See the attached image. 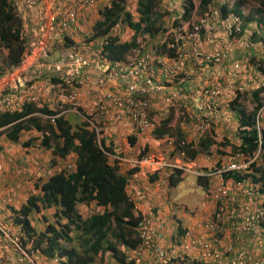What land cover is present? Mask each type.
Wrapping results in <instances>:
<instances>
[{
	"label": "built area",
	"instance_id": "1",
	"mask_svg": "<svg viewBox=\"0 0 264 264\" xmlns=\"http://www.w3.org/2000/svg\"><path fill=\"white\" fill-rule=\"evenodd\" d=\"M15 1L18 15L23 19L21 37L25 41L27 51L17 65L6 68L0 75V81L4 79V75L11 76V82H6L0 88V112L16 111L23 103L33 102L41 105L38 96L31 91L29 81H24L20 77L14 79L12 76L14 71L20 73L30 67L46 68L49 73L61 78L69 86L74 83L79 85L95 83L96 86L106 87L109 78L100 74L108 72L110 74L112 70L118 75L119 80L115 78L118 85L101 92L100 89L98 91L100 100L89 110L98 144L101 137L98 124H104L102 122L108 111L106 102L116 106L114 116L122 125L130 122L143 133L154 128L150 112L160 106L164 109L171 107L178 115H182L180 121L182 128L184 123L188 122V118L198 120L196 125L198 132L209 127L207 117L218 112L219 105L215 99L218 94L217 85L201 82L202 72L209 67L206 64L199 68L198 63H192L190 57H201L205 63L211 62L214 66L220 63L225 54L216 38L219 34L227 38L231 33L237 32L238 16L231 15L213 21L212 16L205 15L198 23L189 25L188 29H185V24L174 28V33L172 37L170 36L173 40L164 38L157 42L152 40L150 34H143L137 39L129 56L114 63L109 62L101 51L93 52V57L87 58L75 48L62 52L58 60L44 62L42 59L48 57L51 42L65 35L75 39L76 35L83 31H80L81 15L85 11L96 12L99 0ZM201 32L205 33L203 38L200 36ZM179 39L183 47L175 46ZM202 42L212 45L211 50L203 55L198 50ZM172 48L174 51H170ZM238 68L239 64L234 63L233 69ZM84 73L94 77L90 79ZM221 73V68L217 66L212 77L218 78ZM123 83L125 86L122 89L119 84ZM20 87L25 92L18 95L16 91L20 90ZM59 87L57 85L56 90L61 95L65 88ZM54 88L55 85L50 83L49 89ZM158 93L162 94L160 98L155 97ZM75 98L76 87L71 86L69 99L75 101ZM35 113L46 117L40 112ZM50 119L53 121L54 116H50ZM255 156L256 153L250 156L237 153L235 158L225 165L224 170L246 172ZM113 158L124 161L128 166L150 162L147 161L149 158H143L141 161L118 156ZM220 172L218 171L219 175ZM234 186L237 191L245 186L244 192L249 197L257 195L256 185L248 178L235 181ZM255 199L257 201V198ZM212 200L213 211L201 220L195 229H186L177 235L170 247L156 243L154 238L156 224L151 218L143 216L136 228L140 242L135 247L127 249V259L134 258L135 264H194L195 261L201 264H264V251L259 249L257 241L253 239L249 240V243L244 241L240 247L235 248L231 241L225 239V233L230 226L238 233L254 234L264 217V206L256 202L251 210L236 216L237 221L227 227L228 205L234 203L229 188L220 182L212 193ZM33 240V237H28L22 224L15 221L14 216L0 215V264H61L58 255L48 257L40 249L31 250Z\"/></svg>",
	"mask_w": 264,
	"mask_h": 264
},
{
	"label": "trees",
	"instance_id": "2",
	"mask_svg": "<svg viewBox=\"0 0 264 264\" xmlns=\"http://www.w3.org/2000/svg\"><path fill=\"white\" fill-rule=\"evenodd\" d=\"M158 1L137 0L136 10L139 16L137 20H134L132 14L126 10V0H109L100 9V16L92 26L91 37L95 42L92 44V51H101L105 58L114 63L123 60L136 45L137 33L156 35L157 32L167 29L169 24H166L167 21L163 19L169 13L166 10H156ZM256 2V6L250 10V13L247 12L244 15L245 0H224L219 5L220 14L225 16L231 12L242 16L244 24L254 21V30L249 35L256 34L257 40L264 45V0H256ZM180 4L182 11L179 17L172 19L173 27H176L179 21H189L194 7L198 14L192 21L198 23L200 17L197 16L206 9H212L213 0H199L197 6L194 5L193 0H181ZM18 14L15 0H0V75L6 68L17 65L27 51L25 41L21 37L23 19ZM119 23H126L133 30L129 41L120 42L116 35L110 34L111 29ZM173 33L172 29L171 37ZM101 40H103L102 45H100ZM170 40L173 39L170 38ZM176 45L182 46L180 39ZM249 60H255V63L258 60L256 68L264 75V57L254 59L250 56ZM42 61L47 62L48 58L45 57ZM58 79V82L62 81L61 78ZM250 95L253 100L250 111L238 106V95L230 102L237 119L234 131V138L238 139L237 145L229 143L225 135L219 136L216 132L212 133L211 137L180 144L181 130L177 126L176 128L167 127L166 120H160L159 125L154 128V137H174L175 147L183 151V157L187 160H192L201 154H208L212 144L219 148L222 145H228L230 151L236 150L250 156L258 148L264 149V111L260 109L264 103V81L253 88ZM35 112H41L46 117L40 119L33 114ZM50 116H54L53 121ZM28 130H35L41 134L39 145L51 150L52 163L56 156L66 158L71 153L76 154L73 169H63L51 175L41 184V194H31L18 209L14 210L16 220L23 223L27 232L34 233L29 219L32 210L56 206L53 213L54 223L47 224L44 231L37 233L34 247H41L43 251L50 254L57 252L63 256L62 264H90L95 255L99 256V264H113L108 263L110 258L118 263L125 262V247L133 248L140 242L136 228L142 215L135 209V204L126 190L128 175L137 172L139 166L129 168L126 175L122 174L115 163L109 162L104 152L105 149L112 153L113 144L110 143L103 149L102 145H105L103 133L100 146L96 132L88 121L74 127L63 114H59V111L45 104L37 106L30 102L16 111L0 112V134L17 142L21 132ZM31 140L33 137L23 141L22 145L28 146ZM128 140L132 145L135 143V138L132 136L128 137ZM144 155L145 150L140 149L137 157L141 159ZM218 166L219 161H216L215 168ZM248 168L249 172L224 171L222 178L223 180L231 178L236 181L249 177L256 185L257 196H263L264 203V167L256 165L253 160ZM156 177V171L149 175L150 181H154ZM183 177L182 169L174 167L167 176V183L169 186H175ZM195 181L206 190L208 177L205 174L196 176ZM90 203L101 210L83 217L77 207L80 204ZM259 230L260 233L264 232V219L254 233L256 237L259 236ZM74 231L79 232L81 249L75 243L68 245L74 239ZM182 232L179 230V233ZM194 264L201 263L195 261Z\"/></svg>",
	"mask_w": 264,
	"mask_h": 264
},
{
	"label": "crops",
	"instance_id": "3",
	"mask_svg": "<svg viewBox=\"0 0 264 264\" xmlns=\"http://www.w3.org/2000/svg\"><path fill=\"white\" fill-rule=\"evenodd\" d=\"M177 2L179 3V5H181V0H177ZM219 5H214L213 8H219ZM99 11L97 13H95V10L89 13L87 11L83 12L80 17V31L84 28H88L90 23H92L93 26L94 22L100 16ZM114 28H112L110 31L111 35H114ZM251 31L252 29L249 30V32ZM245 34L246 28L242 27V30L240 31L238 37L235 38V40L239 41V43L241 44L243 42L241 36ZM76 38H78V34L76 35ZM81 48H83L82 54L87 55L86 47L84 46ZM227 48L231 47L228 46ZM55 50L56 48L54 49V51ZM228 50L231 51L230 49ZM253 50L254 49H252L251 51L244 50L243 52L242 49L238 48L237 52H235L236 54L233 53L234 56L231 57L235 58L236 56V58L240 59L246 53L248 55H245L244 58L245 60H249V57L251 55L256 54ZM129 52L126 54L127 56L129 55ZM58 57L59 56H57L56 58ZM255 57L259 56L256 55ZM49 59L52 60L53 58L49 57ZM247 66L248 68L245 67L243 69L241 67V70L239 71L233 69L228 71L227 69H225L226 71H228V74L220 78L218 81L213 82L210 80L214 79L209 78L208 80L210 82H204V84L207 85H217V88L220 91V95L218 97V100L220 101V109H232L230 105L231 99H233V97L237 95L239 107H241L240 102L245 100L244 103H247L243 105L245 107V110L249 111V107L252 108L253 100L251 98L250 92H252L253 88H255L260 83L256 82L259 79V77L257 76L260 72L258 71V69H254L253 64L250 60L248 61ZM208 70L210 71L207 73V76H210L213 73L212 71L216 69L212 68ZM84 75H86L87 77L93 76L89 73H84ZM12 76L14 77V79L20 77L23 78L24 81L28 80V84L29 86H31V91L33 92V94L38 96L40 103L47 105L53 110L59 111V114H63L64 118L67 119L72 126L75 127L77 125H80L82 122L86 121L84 115L78 112L76 110V107L71 104L70 100H68L66 97L63 99H60L59 97H57V99L55 98V95L57 93V80L59 79L53 74L50 75L46 68L42 67L40 69H36L34 67H30L28 70L20 71V73L18 71H14ZM100 76L109 78V82L107 83L106 87L96 86L95 83H91V85L74 86L76 87L77 105L82 108V112L84 111L86 113V110L88 112L92 108V106H94V104L98 100H100V94L98 92L100 89L101 92L103 90H107L108 88H115V86L118 85V83L116 82V79L119 80L118 75L112 70L110 74L108 72L106 74H100ZM260 76L264 75L260 73ZM155 77L160 76L155 75ZM10 79V75H4V79L0 81V88H2L4 84H6V82L10 83ZM51 82L55 84V88L53 90L49 89V85ZM119 86L123 88L125 85L123 83L119 84ZM19 89L20 90L16 91L18 95L20 93L25 92L23 88L21 89L20 87ZM161 96L162 94L158 93L155 97L160 98ZM248 103H250L251 106H249ZM25 104L27 103L21 104L20 108H22ZM106 104L108 111L102 122L104 124H100L101 133H103L104 135L105 145H110V143H112V153L114 155L126 159H131L133 158L134 152H137V150H139V147L143 146V144H138L139 138L136 136V130L133 128L131 123L128 122V125L121 126L122 124L114 117V113L116 111L114 108L115 106L109 104V102H106ZM161 114H163V116H167L170 115L171 112L163 111ZM233 115H235L234 111L229 115H227L226 113H220L218 116L211 115L210 117H207L210 125L209 127L205 128L204 131H202V134L199 133L196 128L198 120L196 121L194 118H188V122H185L183 125L184 127L181 129L182 136L186 142L198 141L202 138L211 137L212 133L216 132L219 136L226 135L228 141H235L236 138H234V131L237 125V119L236 116L233 117ZM167 124L173 126L174 124H176V120H170L167 122ZM129 127L133 129L132 132L129 131ZM29 131L30 135L28 137H21L20 135L19 141L17 142L11 141L4 134H2L0 137V209L3 213H10L12 209L21 206V204L24 203L31 194H41V184L45 180H47L52 174L60 171L61 168H64L66 159L68 157H76L75 153L69 154L68 157H66L65 159L56 156L55 158H53L54 163H52L51 159L53 155L51 150L39 145L41 142V134L39 132H36L35 130H28V132ZM128 136L135 137L136 140L133 145L128 141ZM141 136L148 138V135ZM29 137H33V140H31L32 142L28 146L24 147L22 145V142L28 140ZM160 140L162 141V139ZM146 142L147 141H145V144ZM214 145L212 144L210 146L208 154L201 155H210L212 152V146ZM213 154L217 156L214 162V166L216 161H219V165L223 167L230 159L226 160L222 157L227 156L231 158L233 154H235V151H230L229 147L226 150H223L222 147H220L218 150L215 148ZM259 157L264 159V151ZM176 160L178 161V159ZM198 160L201 159L199 158ZM257 161H259V159ZM162 163L163 161H161L160 164L156 161L154 164V168L151 167V163L149 162L146 164H140L139 170L137 172L128 175L126 190L128 195L132 198L133 202L135 203L137 211L141 215H145L151 218L156 224V243L167 247L172 245V240H174L176 234L179 233V230L185 231L186 229H195L196 225L213 211L214 201L212 200V193L215 191L220 181L216 175L210 176L207 183V189L205 190V192L208 193H206L207 198L204 202L200 204V208L197 207V211L192 214H188L189 212H185L182 208L183 211H180L178 215L179 218H177L176 216H174L173 213H169L166 211L168 191L166 190V186H163L162 183L163 181H166L167 183L168 172H170L169 168L164 166H170L171 164L167 162L164 163V166H162ZM196 164L197 161L195 157L191 161L187 162V164H184L188 167L185 168V171L190 172L191 174H195L196 172L195 170H192V166L195 167ZM260 165L263 166L262 164ZM127 169V164L122 163L120 165V172L122 174H124ZM154 170L157 172V177L156 179H154V181H150L149 175L154 172ZM212 172L207 173L211 175ZM165 175L166 180H164ZM233 183L234 181L231 178L223 180V184L229 188V192L233 195L234 198V203H230L228 205V218L226 223H229L230 225L237 221L238 218L236 216L242 214L244 211L251 210L255 205L254 198L246 196L240 191H237ZM260 201L263 202V198ZM173 217H176L175 222L173 220ZM174 227L176 228V230H174ZM237 234L238 236H236ZM259 236L260 239H257L256 236L250 234L248 235L238 233L236 229L233 230L232 226H230L229 230L225 233V239L231 241L235 248L240 247L244 243V241L248 242L251 239L259 241L264 245V232H261Z\"/></svg>",
	"mask_w": 264,
	"mask_h": 264
},
{
	"label": "clouds",
	"instance_id": "4",
	"mask_svg": "<svg viewBox=\"0 0 264 264\" xmlns=\"http://www.w3.org/2000/svg\"><path fill=\"white\" fill-rule=\"evenodd\" d=\"M109 1V0H108ZM108 1L106 2V3H108ZM99 2H100V0H99ZM98 2V3H99ZM159 2V1H158ZM97 3V6L99 5ZM106 3H105V5H106ZM223 3V2H222ZM221 4V3H220ZM195 8V7H194ZM156 10H157V5H156ZM180 11H179V15H177V16H175V17H179L180 16V14H181V11H182V9H181V5H180V9H179ZM99 11V10H98ZM98 11H96L95 13H97ZM160 11V10H159ZM165 11V10H164ZM213 13V14H212ZM221 12H220V8H213L212 7V9H206L203 13H201L200 15H201V17L199 18V20L202 18V17H204L205 15H210V17H211V20H213V21H219L220 19H225V18H228L229 16H231V15H235V16H238V18H239V30L237 31V32H233V33H231L227 38H223L220 34L218 35V37L216 38V41L218 42V44H219V47L221 48V50L223 51V53L225 54V58L222 60L223 62H225V61H227V60H229V66L226 68V65H224V64H221V63H223L222 61H220V63H218V64H215V66H214V64H212L211 62H209V63H205L202 59H201V57H198V58H196V57H190V60H191V62L192 63H194V62H197L198 63V65H199V68L202 66V65H206L207 64V67H209L208 69H212V68H217V66L219 67V68H221V70H222V73H221V75L218 77V78H213L212 77V75H210V76H207V73L210 71V70H208L207 68V70L205 69V71L204 72H202V75H201V82H210V81H213V82H215V81H218L220 78H222V77H224L225 75H227L228 74V71L229 70H231V69H233V64L234 63H238L239 64V68L238 69H233V70H236V71H239V70H241V67H242V69L243 68H245V67H247L248 68V66H247V63H248V59H246L245 60V55H248V54H244V56L243 57H241L240 59H238V58H236V56H235V58H232L231 56H234L233 54H228L227 53V51H226V43H230V42H232L233 44H237V46H238V48L239 49H242V51L244 52V48H245V50H248V51H250V46H251V42H250V40L249 39H247L246 37H244V36H241V38L243 39V42L240 44L239 43V41H237V40H235V38L236 37H238V35H239V33H240V31L242 30V27H244L243 26V20L241 19V17L239 16V15H237V14H234V13H231V12H228V14L227 15H225V16H222L221 14H220ZM195 14H194V12L192 11V13H191V15H190V17H189V19L191 18V21L190 22H192V23H194L195 21H192V17L194 16ZM175 17H172V19H174ZM188 23V21H186V20H183V21H179L178 23H177V25H176V27L177 26H180V25H182V24H185V26L184 27H186L187 25V23ZM249 22H251V21H249ZM254 22V21H253ZM172 23V21L169 23V26H168V28L167 29H165V30H161V31H159V32H157L156 33V35H151V37L153 38L152 40L153 41H157V42H159V41H161L162 39H169V32H170V36H171V30L172 29H174V28H176V27H173V25L171 24ZM245 25V24H244ZM254 25H255V23H254ZM90 28V30L89 31H85V30H88ZM219 29H220V25H219ZM253 30L254 29H252V31L251 32H249L250 34L253 32ZM92 24H91V26H89L88 28H84L83 29V31L82 32H80V33H78V38H75V39H73V38H71V37H69V36H67V35H65V36H62L60 39H56V40H54L53 42H51L50 43V50H49V55H48V61H55V60H58L59 58H60V55H61V53L62 52H64V51H68V50H71V49H73V48H75L78 52H80V54L81 55H83L82 54V51H83V48H81V47H86V51H87V55H83L84 57H87V58H92L93 57V52L94 51H92L93 50V48H92V44L94 43V39H92ZM243 34H244V32H243ZM201 38H203L204 36H205V33L204 32H201ZM249 36H251V35H249ZM101 39V38H100ZM89 40V43L86 45V43H87V41ZM66 41H69V42H66ZM101 41H103V40H101ZM101 41H100V45H102L101 44ZM235 42V43H234ZM257 42H259V44L260 45H262V46H260L261 48H263L264 49V45L259 41V40H257ZM57 45V46H56ZM81 45V47H79ZM60 48V51H62V52H60V53H57V55H56V57L57 56H59L58 58H53L52 57V55H51V53H52V51L55 49V48ZM204 48V49H203ZM211 48H212V45L210 44V43H204V42H202L199 46H198V50L202 53L201 55H203V54H205L206 52H208V51H210L211 50ZM233 48V47H232ZM252 48V47H251ZM238 50V49H237ZM237 50L235 51V52H237ZM96 51H99V50H95V52ZM235 52H231V53H235ZM236 54V53H235ZM129 56V55H128ZM127 55H126V57L125 58H127L128 57ZM49 57H52L53 59L51 60V59H49ZM105 57V56H104ZM124 58V59H125ZM107 59V58H106ZM201 59V60H200ZM108 60V59H107ZM47 61V62H48ZM109 61V60H108ZM110 62V61H109ZM112 63V62H111ZM187 67V69L188 70H190V68L188 67V66H186ZM225 69H227L228 71H226ZM192 70V69H191ZM213 72V71H212ZM92 77V76H91ZM91 77H88V78H90L91 79ZM94 77V76H93ZM264 77V76H263ZM209 78H211V79H214V80H208ZM62 80V79H61ZM52 83V82H51ZM52 84H54V83H52ZM55 85V84H54ZM57 85L58 86H60L59 87V89L61 88V87H63V88H65V91L63 92V93H61V95H59V93L57 92L56 93V95H55V98L57 99V97H59L60 99H63V98H67L68 100H70L69 99V94H70V92H71V86H76V85H79V84H77V83H74L73 85H71V86H69L67 83H65L63 80L62 81H60V82H58L57 83ZM88 85H91V84H88ZM123 89V88H122ZM66 93H68V94H66ZM219 95H220V91H219V89H218V94H217V96H216V102L218 103V105H219V110H218V112L216 113V115L218 116L220 113H226L227 115H229V114H231L232 112H233V109H225V110H222V109H220V101L218 100V97H219ZM232 100V99H231ZM70 102H71V104H73L75 107H76V110L78 111V112H80V113H82L83 115H84V117H85V120L86 121H88L90 124H91V126H92V123L91 122H93V120H92V117L89 115V111L87 112V110H86V113L83 111L82 112V108L81 107H79L78 105H77V95H76V98H75V101H72V100H70ZM109 104H111V105H113L112 103H109ZM160 105V104H159ZM114 106V105H113ZM261 107H263V106H261ZM261 107H260V109H261ZM79 108L81 109V110H79ZM115 108V110H116V106L114 107ZM252 109V108H251ZM250 109V110H251ZM259 109V110H260ZM222 110V111H221ZM249 110V111H250ZM165 112V111H169V112H171V114L170 115H167V116H163V114H161L162 112ZM175 110L173 109V108H171V107H168L167 109H164V108H162L161 106L160 107H158V108H156V109H154V110H152L151 112H150V118L152 119V120H154L153 118L154 117H156L155 118V120H154V128H156L158 125H159V123H160V120H166V126L167 127H170V128H172V127H174V128H176V126L177 127H179V129L181 130L182 129V127H181V125H180V121H182V115H178L176 112H174ZM41 113V112H40ZM115 113H116V111H115ZM115 113H114V115H115ZM34 115H37L38 117H40L41 119H44V117H42V116H40V115H38V114H36V113H33ZM115 117V116H114ZM173 119H175L176 120V124H174L173 126H170V125H168L167 124V122L168 121H170V120H173ZM98 125H100V124H98ZM126 125H128V122H127V124ZM126 125H121V126H126ZM132 125V124H131ZM101 126V125H100ZM133 126V125H132ZM133 128L136 130L135 132H137V133H139V134H141V135H148V137L150 138V139H153L155 142H159V141H161L160 139H162V141H166L167 142V144H168V148H170V151H172V152H174V153H177L178 155H182L183 156V151L182 150H180L179 148H177V147H175V144H174V137H172V136H166V137H163V138H156V137H154V128L152 129V130H148L147 132H140V131H138L134 126H133ZM100 132H101V129H100ZM182 132V131H181ZM199 133H201L202 134V132L200 131ZM153 135V136H152ZM100 136H102V133L100 134ZM226 136V135H225ZM128 137H131V136H128ZM133 137V136H132ZM135 138V137H134ZM100 140H101V137H100ZM136 140V139H135ZM237 140L238 139H235V141L233 140V141H229L230 143H233L234 145H237L238 144V142H237ZM129 141V140H128ZM188 143V142H186L185 141V139L183 138V136H182V141L180 142V144H182V143ZM101 142L99 141V145L101 146L102 144H100ZM179 144V145H180ZM107 145H102V147H103V149H104V147H106ZM227 146V145H226ZM226 146H221V147H226ZM141 147H143V146H141ZM141 147H139V151H140V149L141 150H146V147L145 148H141ZM228 147V146H227ZM106 150L104 149V152H105ZM264 151V149L263 150H259V148L254 152V153H256V156H255V158L253 159L254 160V163L256 164V159H257V157L258 156H260L261 154H262V152ZM106 154H107V156H108V160L111 162V163H115L118 167H119V171H120V165L122 164V163H125L124 161H119V160H117V159H114L113 158V156H116V155H114L113 153H110V152H108V151H106L105 152ZM237 153H241L240 151H236L235 150V154H237ZM235 154H233V156L230 158V160L228 161V162H230L231 160H233V158H235ZM253 154V153H252ZM118 157H120V156H118ZM68 158H70V157H68ZM75 158V157H74ZM123 158V157H122ZM143 158H149L147 161H150L149 163H151V165H153V164H155V162L157 161V160H155L154 161V163H153V161L152 160H154L150 155H147V154H145L144 155V157ZM143 158H141V159H139L138 157L136 158H131V159H138V160H142ZM63 159H65V158H63ZM189 160V159H188ZM252 160V161H253ZM191 161V160H190ZM52 162V161H51ZM189 162V161H188ZM227 162V163H228ZM146 163H148V162H145L144 164H146ZM187 163V162H186ZM226 163V164H227ZM120 164V165H119ZM125 164H127V163H125ZM225 164V165H226ZM140 166V163H138V164H136L135 166ZM161 165H165L164 164V162L161 164ZM225 165L222 167L221 165H219V167H217V168H215V166L212 168V169H210L209 171H207V172H212V174L210 175L209 173H207V172H197V171H195L196 173L195 174H191L190 172H187V171H185V168H188V167H186L184 164H182V165H172V166H174L175 168H181L182 169V171L184 172V175L185 174H191V175H193L194 177H196V176H198L199 174H205L207 177H208V179H209V177L210 176H212V175H216L217 177H218V179H219V181L220 182H222V184H223V178H222V173L224 172V171H229V170H224V167H225ZM74 166H75V160L73 161V163H69V164H65V166H64V168H61L60 170H63V169H66V170H71V169H73L74 168ZM135 166H128V164H127V167H128V169L129 168H131V167H135ZM127 169V170H128ZM170 169V168H169ZM190 169V168H189ZM155 171V170H154ZM169 171H171V170H169ZM218 171H221L220 172V175L218 174ZM250 170H249V168H247V171L246 172H249ZM127 172V171H126ZM126 172L124 173V175H126ZM232 172H237V171H232ZM153 173V172H152ZM170 172H168V174H169ZM53 175V174H52ZM244 178H248L249 179V177H244ZM249 180H251V179H249ZM237 181V180H236ZM252 181V180H251ZM192 183V182H191ZM208 183V182H207ZM234 183H235V181H234ZM233 183V184H234ZM254 183V182H253ZM195 184H197L196 183V181H195ZM255 184V183H254ZM167 185H168V183H167ZM226 186V185H225ZM201 187V186H200ZM246 187L245 186H243L242 187V189L241 190H239L242 194H245V192H244V189H245ZM204 189V188H203ZM206 189H207V185H206ZM41 191V190H40ZM209 192V191H208ZM205 193H207V192H205ZM230 193V192H229ZM208 194V193H207ZM246 195V194H245ZM247 196V195H246ZM254 198V201H255V203L256 202H260L263 206H264V203L262 202V201H260L262 198H263V196H257L256 195V197H253ZM255 198H257V201H256V199ZM23 204V203H22ZM21 204V205H22ZM135 204V203H134ZM20 207V206H19ZM19 207H17V208H15V209H18ZM48 208H53L54 209V211H55V208H56V206L55 205H52V206H50V207H47L46 209H48ZM15 209H12L11 210V212L10 213H3L1 210H0V213H2L3 215H8L9 217L11 216H14V219H15V221L16 222H19V221H17L16 220V215H15V213H14V210ZM42 209V207L39 209V210H36V209H33L32 210V212L30 213V215H29V219H30V223H31V227L33 228V230H34V226H33V223H32V220H31V214L33 213V212H40V210ZM45 209V208H44ZM135 209H136V207H135ZM137 210V209H136ZM54 211H53V213H54ZM143 216H145V215H142V217ZM141 217V218H142ZM53 218H54V216H53ZM204 219V218H203ZM202 219V220H203ZM263 219H264V217H263ZM262 219V220H263ZM261 220V221H262ZM19 223H21L22 224V226H23V223L22 222H19ZM261 223V222H260ZM260 223H259V227H260ZM47 224H49V223H47ZM46 224V225H47ZM228 226H230V224L228 223L227 224V227ZM46 227V226H45ZM24 228V227H23ZM157 228V227H156ZM25 229V228H24ZM157 230V229H156ZM35 231V230H34ZM44 231V230H43ZM137 231V230H136ZM25 232H26V234L28 235V237H33L34 239H36L37 237V232L35 231L34 233L33 232H31V233H29V232H27L26 231V229H25ZM40 232H42V231H39L38 233H40ZM184 232V231H183ZM182 232V233H183ZM179 234H181V233H179ZM179 234H176V236L177 235H179ZM244 234H246V233H244ZM261 233H260V230H259V235H260ZM155 235H156V233H155ZM251 235H253V236H255L254 234H251ZM175 236V237H176ZM154 238H155V236H154ZM258 239H260V236H259V238ZM173 242H174V240H172ZM172 242V243H173ZM259 241H257V245L259 246ZM261 245H262V247L260 248L261 250H263L264 251V245L262 244V243H260ZM165 247V246H164ZM167 247H170V246H167ZM37 249H40L42 252H44V253H46L47 255H48V257H50V256H52V255H58L60 258H61V260H60V263L62 264V258H63V256H60L57 252H55L54 251V253H52V254H50V253H47V252H45V251H43L42 249H41V247H34V240H33V242H32V247H31V250H37ZM127 247H125V249H124V252L126 253V258H125V262H123V264H135V262H134V258H131V259H127V257H128V254H127ZM121 264V263H120Z\"/></svg>",
	"mask_w": 264,
	"mask_h": 264
},
{
	"label": "rangeland",
	"instance_id": "5",
	"mask_svg": "<svg viewBox=\"0 0 264 264\" xmlns=\"http://www.w3.org/2000/svg\"><path fill=\"white\" fill-rule=\"evenodd\" d=\"M106 1H108V0H100V2L98 3L99 5L96 6V11L102 9L105 6ZM198 1L199 0H193V3L195 6H197ZM223 1L224 0H213V5H211V6L219 5ZM125 6H126V10H128L132 14V16L134 17V20H137L138 16H139V13L136 10L137 0H126ZM255 6H256V0H245V3L243 5V11L246 13H243V14L245 15V14H247V12L250 13V10H252ZM229 7H230V4H229ZM157 9L160 11H163V10L168 11L169 14L167 16H165L163 20H165V22L167 21L166 24H169V22L172 21V17L179 15L180 5L177 2V0H172V1L171 0H159V2L157 4ZM193 12L195 15L198 14L197 9H195V8L193 9ZM194 16L192 17V19L194 18ZM197 17H201V15H199ZM240 17L242 18V16H240ZM190 21H191V18L189 19L188 23L186 22L187 26L185 27V29L186 28L188 29L189 25L192 24V22H190ZM248 23H246V25H244V23H243L244 27L246 28V34L243 36L246 37L247 39H249L251 42L250 51L252 49H254L253 51L256 53V54L251 55V57L254 59H256V57H255L256 55L259 56L260 58L264 57V49L261 48L260 47L261 45L259 44V42H257L256 34L250 36L251 38L249 37V30L253 29L255 26V25H252V24H254V22L251 21L249 24ZM91 24L92 23H90L89 26H91ZM89 30H90V28L88 30H85V31H89ZM113 31H114L113 34L116 35L119 38V40L122 42L130 40L132 38V35H133V30L126 23H119V25H117L113 29ZM258 32H259V29H258ZM141 35H142V33H137L135 38L138 39L141 37ZM66 42H69V41H66ZM88 43H89V40L87 41L86 45ZM225 45H226V48L228 46L231 47V48L226 49L228 54H233L231 52H235L238 49L237 44H233L232 42L226 43ZM79 47H81V45ZM228 49H230L231 51H229ZM243 50H245V48ZM60 52H62V51H60V48L58 49L56 47V50L55 51L53 50L51 55L53 58H55L57 53H60ZM254 61H251V62L253 64L254 69H257L256 63L258 60H256V63ZM221 64L226 65V68H227L229 65V60H227ZM257 77H259V79L256 81L257 83L264 81V77L260 76V73ZM244 101L245 100L240 102V106L245 109V107L243 105L247 104V103H244ZM248 104H249V106H251L250 103H248ZM262 106L263 107H261V108L264 111V103ZM249 108L251 109V107H249ZM226 109L228 110L229 108H226ZM234 116L235 115H233V117ZM155 118L156 117H154L153 119L155 120ZM129 128H130L129 131L132 132L133 129L131 127H129ZM135 134L139 138L138 144H143V147H141V148L146 147L145 154L150 155L154 159V161L157 160V162H159V164L161 161H163L164 163L169 162L171 164L170 166L162 165L164 167L170 168L169 170L174 168V166H172V165H182L183 163L187 164L186 162L190 161V160L185 159L182 155H178L177 153L170 151V148H168V144L166 141L155 142L153 139H150L149 137L148 138L142 137L137 132H135ZM1 135L2 134H0V137H1ZM29 135H30V131L29 132L24 131L21 133V137H28ZM36 135H40V134H36ZM145 141H147L146 144H145ZM0 145H1V143H0ZM214 146H212V152L210 155H198V156H196L197 164L195 167L192 166V170L205 173L214 167V162H215L217 156L214 155L213 152H214L215 148L219 149V147L215 146V148H214ZM222 149L226 150V149H228V147L227 146L222 147ZM138 153H139V150H137V152H134L133 157L134 158L137 157ZM161 156H162V158H161ZM199 158L201 160H198ZM222 158H224L226 160L230 159L227 156H223ZM176 159H178V161ZM258 159H259V161H257ZM74 160H75V158L73 156H71L70 158L66 159L65 164L67 165L69 163H73ZM256 162H257L256 165L261 166L260 164H262L264 166V159L263 158L258 156L256 159ZM202 165H206V166H202ZM151 167L154 168V164L151 165ZM164 180H166V175L164 176ZM191 181H192V183H191ZM162 184H163V186H166V190L168 191L167 192V198L168 199H167V203H166V206H167L166 211L169 213H173L174 216H176L177 218H179L178 215H179L180 211H183V209L185 212H189L188 214H192V213L196 212L197 211L196 208L197 207L200 208V204L202 202H204L207 198L205 190L202 187H200L198 184H195V177L191 174H185L183 179L175 186L167 185L166 181H163ZM77 208H78V211L83 215V217L89 216L91 213H94V212L101 210L91 203L88 205L80 204ZM53 211H54L53 208H48V209L42 208L40 210V212H33L31 214V220H32V223L34 226V230L37 233L39 231H43L45 229V226L47 223H54ZM0 215L3 216L2 213H0ZM176 217L175 218L173 217L174 222L176 221ZM174 230H176L175 227H174ZM73 235H74V239L70 243H68V245H72L75 243L81 249V244L79 243V241L81 240V238L79 236V232L74 231ZM257 238H259V236H257ZM261 247H262V245L259 243V249ZM109 262L113 263V264H120V262L118 263V261L116 262L115 260H113L111 258L109 259L108 263ZM90 264H99V256L95 255L94 260ZM121 264H123V263H121Z\"/></svg>",
	"mask_w": 264,
	"mask_h": 264
}]
</instances>
